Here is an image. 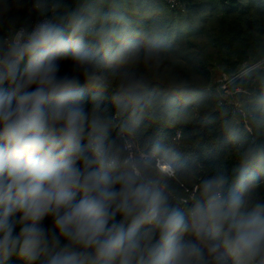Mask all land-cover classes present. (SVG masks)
<instances>
[{
	"label": "clouds",
	"instance_id": "9594fccd",
	"mask_svg": "<svg viewBox=\"0 0 264 264\" xmlns=\"http://www.w3.org/2000/svg\"><path fill=\"white\" fill-rule=\"evenodd\" d=\"M78 3L36 0L33 18L0 0V264H264V202L245 177L207 176L181 210L173 168L154 159L168 150L136 146L144 89L118 69L140 61V42L120 11Z\"/></svg>",
	"mask_w": 264,
	"mask_h": 264
},
{
	"label": "trees",
	"instance_id": "16d2710c",
	"mask_svg": "<svg viewBox=\"0 0 264 264\" xmlns=\"http://www.w3.org/2000/svg\"><path fill=\"white\" fill-rule=\"evenodd\" d=\"M175 1L91 0L102 11H120L129 33L140 42V61L118 69L134 74L144 89L135 131L139 149L152 152L153 145L160 144L168 150L154 154V159L173 168L174 175L166 179L186 215L192 198L187 203L182 199L217 171L227 174L228 187L245 177L244 194L253 203L264 202V73L249 72L231 82V89H242L236 94L242 114L232 111L233 104L215 85L208 87L213 70L233 77L243 63L264 59V0ZM9 2L11 15L38 14L36 0ZM57 2L47 0L50 12L56 11L52 6ZM62 3L67 6L62 13L79 7L78 0ZM117 83L111 81L101 98L110 115H115ZM82 90L87 103L93 89ZM130 122L127 114L117 117L113 135ZM11 264L23 261L13 256Z\"/></svg>",
	"mask_w": 264,
	"mask_h": 264
},
{
	"label": "built area",
	"instance_id": "2783aa9c",
	"mask_svg": "<svg viewBox=\"0 0 264 264\" xmlns=\"http://www.w3.org/2000/svg\"><path fill=\"white\" fill-rule=\"evenodd\" d=\"M173 5L176 4V2L171 1ZM253 71H259L264 73V59H261L257 62H252V63H243L242 66L240 67L238 73H236L231 79H230V84L231 82L235 81L236 79L242 77L243 75L249 73V72H253ZM235 91H242V89L240 87L236 88ZM233 112L235 113H243L242 112V108H241V104L239 101H236L235 103H233ZM124 135H127V133H124ZM159 159V158H158ZM158 159L156 160V162L158 163ZM164 161V160H163ZM164 164H168L166 163V161H164ZM196 192V186H193L187 194V197H184L182 199V203H185L184 201H188L189 199H191L194 194Z\"/></svg>",
	"mask_w": 264,
	"mask_h": 264
},
{
	"label": "rangeland",
	"instance_id": "374dc122",
	"mask_svg": "<svg viewBox=\"0 0 264 264\" xmlns=\"http://www.w3.org/2000/svg\"><path fill=\"white\" fill-rule=\"evenodd\" d=\"M169 1L177 2L175 0H169ZM211 75H212V78H211V81L208 87L215 85L216 89H219L221 91L222 98L226 99L230 104H233L236 101H238L236 94L239 91H235V89L238 87H234L233 89H231L230 87L232 85V84L230 85V79L232 78V76H228L216 70H213ZM176 136H179V134L177 133ZM136 146L139 148L137 141H136Z\"/></svg>",
	"mask_w": 264,
	"mask_h": 264
},
{
	"label": "water",
	"instance_id": "95a60500",
	"mask_svg": "<svg viewBox=\"0 0 264 264\" xmlns=\"http://www.w3.org/2000/svg\"><path fill=\"white\" fill-rule=\"evenodd\" d=\"M158 163H159V164H164L165 162L163 161V159L159 158V159H158Z\"/></svg>",
	"mask_w": 264,
	"mask_h": 264
}]
</instances>
